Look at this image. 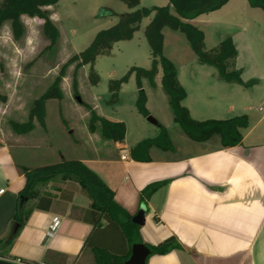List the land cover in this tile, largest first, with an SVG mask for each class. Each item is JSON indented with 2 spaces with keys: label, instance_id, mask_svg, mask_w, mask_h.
Masks as SVG:
<instances>
[{
  "label": "crops",
  "instance_id": "crops-1",
  "mask_svg": "<svg viewBox=\"0 0 264 264\" xmlns=\"http://www.w3.org/2000/svg\"><path fill=\"white\" fill-rule=\"evenodd\" d=\"M232 39L237 62L238 41L243 42L244 49H249V44L243 33ZM177 76L186 91L183 104L193 119L234 115L236 104L224 102L226 93L219 95L221 104H211L203 99L202 84L191 73L188 85L199 88L198 95L189 99L188 86L183 84L178 70ZM160 80L159 72L154 86L147 88L145 79L141 85L146 109L155 120L150 124L167 129L173 149L153 146L148 150V160L131 156L130 149L141 140L128 144L126 120L113 116L99 114L124 122L123 142L105 139L99 130L90 132L86 126L87 129L79 128L80 138L69 147L70 156L60 150V141L67 140L60 124L53 142L46 121L42 125L33 122V128L23 134L0 129V239L6 240L16 231L13 218L26 183L20 168L77 159L113 191L114 201L129 213L131 222L140 208L144 209L143 223L132 222L137 230L122 216L124 226L106 216L93 226L94 215L86 212L91 201L78 183L50 181L40 187V192L51 198V204L47 209L32 210L12 244L0 249V264H97L98 250L119 258V263L113 260L104 264H121L129 258L134 244L124 228L130 231L131 238L137 237L147 246L168 238L178 243V248L166 254L150 253L145 264H264V114L250 122L236 146L223 148L217 134L197 142L175 129ZM231 91L236 94L237 89ZM237 109L240 111L239 106ZM248 118L252 121L249 115ZM146 126L139 124L138 132L142 133ZM171 130L175 131L173 137ZM156 183L160 185L153 192L141 197L146 187ZM53 217H58L60 224L49 237L46 232Z\"/></svg>",
  "mask_w": 264,
  "mask_h": 264
},
{
  "label": "rangeland",
  "instance_id": "rangeland-1",
  "mask_svg": "<svg viewBox=\"0 0 264 264\" xmlns=\"http://www.w3.org/2000/svg\"><path fill=\"white\" fill-rule=\"evenodd\" d=\"M167 4V0H141L139 7ZM44 9L49 12L59 33L52 47L46 48L49 40L42 33V19L21 15L23 33L18 39L12 34L9 20L0 26V129L11 131V122L27 121L33 100L48 88L63 64L84 50L99 30L115 24L120 14L134 10L129 9L121 0H59L55 5ZM103 9H110L115 15L102 13ZM150 18L142 20L132 39L115 42L108 54L97 56L93 65L99 75L97 85L89 82L88 64L77 70L76 62L65 66V74L60 82L62 98L47 99L44 103V122L48 123L51 141L57 137L55 131L58 124L62 125L65 132L67 140L60 141L63 154L70 156L69 147L80 138L79 128L87 129L89 111L79 100L90 105L98 115L126 120L128 144L157 136L158 127L154 128L147 121V117L152 115L144 117L137 111L134 74L122 84L118 102H107L110 96L109 80L120 78L132 66L150 68V50L144 37V27ZM192 24L204 32L206 51L215 48L226 37L237 39L240 33L247 36L249 49H244L243 42L238 41L239 58L237 62L236 58L230 62L228 70H239L242 81L248 85L221 80L216 68L198 62L182 33L164 27L163 54L175 64L183 84L188 86L189 99L198 95L199 87L188 85L189 74L194 73L197 81L202 84L203 99L211 104H221L223 100L218 99L219 95L226 93L227 99L224 102L228 105L236 104L232 116L249 115L252 119L250 121L248 118L249 124L258 119L264 114V11L250 7L247 0H229L220 9L201 15ZM73 81L76 82L78 97L73 95ZM145 81L149 88L150 83L147 79ZM142 89L144 90L143 87ZM193 89L195 93L191 91ZM232 89H237L236 94ZM224 118L229 117H222ZM36 121L34 119L33 122ZM141 123L148 128L139 133ZM261 126H264V122ZM175 127L180 129L177 125ZM153 128L156 129L155 133L152 132ZM174 132L171 130L172 137Z\"/></svg>",
  "mask_w": 264,
  "mask_h": 264
},
{
  "label": "trees",
  "instance_id": "trees-1",
  "mask_svg": "<svg viewBox=\"0 0 264 264\" xmlns=\"http://www.w3.org/2000/svg\"><path fill=\"white\" fill-rule=\"evenodd\" d=\"M59 0H0V26L6 21H10L11 31L15 39L23 33L21 15L37 17L43 20L42 33L49 40L46 48L52 47L58 36V29L50 18L45 7L55 5ZM130 12L122 13L112 26L99 30L90 44L78 54L73 55L60 68L48 88L36 99L33 100L29 110L28 120L19 123L11 122L14 132L23 134L33 128V120H37L41 125L44 123V103L47 99H61L62 91L60 82L65 74V66L68 63L76 62L75 69L83 65H89L88 79L91 85H97L99 75L93 68L94 62L99 55H106L112 49L115 42L130 40L139 29L140 23L146 17H151L144 27V37L148 43L151 66L142 68L132 66L118 79H111L108 83L110 94L108 103L114 104L119 100V91L122 84L126 83L131 74L135 75L137 87V99L135 102L137 111L144 117L149 113L146 109V95L142 89L141 80L147 79L151 86L155 84V77L161 73V88L167 96L174 123L191 140L203 142L212 135L220 137L223 148L238 145L243 137V132L248 128L249 122L246 114L235 115L224 119L195 120L190 116L188 109L183 105L186 91L178 81L177 68L175 64L163 54L164 48V27L182 33L188 45L197 56L201 64H207L216 68L218 76L229 83H236L247 86L248 83L242 81L240 71L237 69L228 70L230 62L236 58L237 50L231 37L222 39L219 44L210 51L205 50L204 32L189 21L200 15L208 14L220 9L229 0H167L165 6L139 7L141 0H121ZM250 7L260 8L264 11V0H247ZM102 13L115 15L110 9H103ZM73 95L78 97L76 82L73 81ZM79 103L84 105L89 111L88 130L94 132L99 130L101 136L114 142H123L126 127L122 121H111L99 116L95 110L82 100ZM159 132L157 136L139 141L130 149V154L138 160H148V150L151 147H158L162 150H172L173 145L166 128L158 124ZM26 178L25 186L19 193L16 212L14 215V225L18 224V229L10 234L8 239H0V249L12 244L21 226H23L32 210L36 208L47 209L51 204V198L42 195L40 187L50 181H71L76 182L80 189L90 199V210L94 215L93 226L99 223L102 216H106L111 221L123 225L120 217H124L126 222L137 230V226L132 224L129 213L114 201V193L102 180L90 170L82 161L77 159H64L57 163L35 167L33 169L20 168ZM160 183L146 187L141 197L149 195ZM30 201L34 203L29 204ZM124 226V225H123ZM127 238L134 243H140L135 237L131 238L130 231L126 228ZM128 233V234H127ZM178 243L173 238H168L156 245L148 248L151 254H166L178 248ZM126 258H124L125 260ZM97 264L110 263L113 260L119 263L118 257L98 250L95 253ZM124 261L121 262L123 264Z\"/></svg>",
  "mask_w": 264,
  "mask_h": 264
},
{
  "label": "water",
  "instance_id": "water-1",
  "mask_svg": "<svg viewBox=\"0 0 264 264\" xmlns=\"http://www.w3.org/2000/svg\"><path fill=\"white\" fill-rule=\"evenodd\" d=\"M79 100V98H77ZM147 121L155 123V120L148 116ZM144 220V209L140 208L138 213L132 218V222L137 225H141ZM18 224L15 225V230L18 228ZM151 253L150 249L144 243H134L131 246V253L129 258L124 264H145L147 256Z\"/></svg>",
  "mask_w": 264,
  "mask_h": 264
},
{
  "label": "built area",
  "instance_id": "built-area-1",
  "mask_svg": "<svg viewBox=\"0 0 264 264\" xmlns=\"http://www.w3.org/2000/svg\"><path fill=\"white\" fill-rule=\"evenodd\" d=\"M3 192V189H0V193ZM59 224H60V220L58 217H53L52 220H51V223L49 224L48 226V229H47V236H52L58 229L59 227Z\"/></svg>",
  "mask_w": 264,
  "mask_h": 264
}]
</instances>
